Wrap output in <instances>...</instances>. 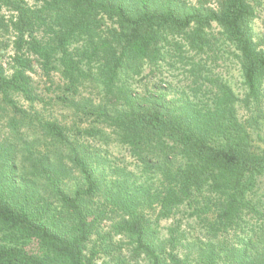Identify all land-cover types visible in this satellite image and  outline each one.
Wrapping results in <instances>:
<instances>
[{"label": "trees", "instance_id": "16d2710c", "mask_svg": "<svg viewBox=\"0 0 264 264\" xmlns=\"http://www.w3.org/2000/svg\"><path fill=\"white\" fill-rule=\"evenodd\" d=\"M3 10L11 126L40 129L66 153L31 155L27 167L13 145L0 148V264H130L125 251L146 264H264V35L254 30L264 0H0ZM229 49L242 97L214 72ZM37 75L55 98L40 97ZM19 98L74 109L77 121L31 115ZM98 136L125 148L145 180L80 141ZM182 208L192 238L177 224L162 239L161 222Z\"/></svg>", "mask_w": 264, "mask_h": 264}, {"label": "rangeland", "instance_id": "374dc122", "mask_svg": "<svg viewBox=\"0 0 264 264\" xmlns=\"http://www.w3.org/2000/svg\"><path fill=\"white\" fill-rule=\"evenodd\" d=\"M192 3H196V0H189ZM214 7V3L211 2L210 6ZM0 15L5 16L8 18L10 16V13L8 11L3 10ZM264 13L260 14L258 19L254 23V30L259 35H264L262 32H264ZM219 28L215 25L214 26V33L216 34L219 32ZM217 37L220 35L216 34ZM10 38V35L6 36V33L2 35V42H7L6 49L4 50L5 55L2 59L4 61V66L9 64L10 57L13 54L12 51V43ZM232 50L229 49V55L224 56L221 62H218L214 72L219 73L225 80L229 81L230 85L234 89L236 93L240 97L244 95V88H243V80L241 76V70L240 66L238 64V61L235 59V56L232 54ZM206 57V56H204ZM197 59H200L199 57H196ZM206 60V59H205ZM7 67V66H6ZM8 73L10 72V67H8ZM150 68L146 67L145 74L149 75ZM56 82L59 81V76L55 75ZM166 79H173V76H169L167 73L164 74ZM169 76V77H168ZM38 81V88L37 92L40 95V97L46 101H48L49 98H55L56 94L49 92L48 88L50 86V83H47L45 79L39 78V76H35ZM155 75L151 76L149 87L153 86V84L157 81V78H153ZM168 79L167 82H170ZM145 86H136L138 88V92L142 93L143 88ZM169 98H178L179 97V89L175 86L170 85L169 88H166V91H164ZM82 96L83 99H93V101L97 104L98 99L100 100V95H98V90H93L92 88H84L82 89ZM20 106L26 110L28 113H35V112H41L42 116L46 120H59L63 123L71 125L74 121H77V118L74 116V109L71 108H64L62 106H45L44 103L38 102L35 103L32 107L29 102H26L24 99L19 98ZM2 108V109H1ZM244 111L241 109L240 114L243 115ZM32 115V114H31ZM18 117V116H17ZM12 111L11 108L7 107V105L0 99V148L3 147V149L7 150L11 147V145L14 146L16 153V161L18 164L23 165L26 163L27 167L31 166L32 162H30V159L35 158V156L40 157V154L47 155L48 158H50L52 163L58 162L60 158V152L66 153V150H57L56 146L53 144V140L50 138H46L44 134L41 132L40 129H32L28 128L27 126H24L21 128L19 133H15L14 128L11 126L12 121L17 118ZM18 119V118H17ZM19 121V120H18ZM84 122L81 123V126L86 128L89 125V121L83 120ZM79 122V120H78ZM110 134L111 132L108 131ZM111 135V134H110ZM109 140L108 138H102V137H96V138H81V143L85 145H89L92 155L94 157H97L100 153L103 154L104 157H107L108 160L112 163L111 165L117 169L118 168H124L127 167L128 171L132 173H136L139 177V181L143 182L145 180L144 177L141 176L140 172L135 167V162L130 157L129 153L126 151L125 148L121 147L116 143L114 138L112 136ZM2 149V148H1ZM2 149V150H3ZM100 150V151H99ZM104 151V152H103ZM5 153L3 152V155ZM32 155V156H31ZM40 159V158H38ZM37 159V160H38ZM99 159V158H98ZM2 160H4L2 158ZM64 162L67 164L68 159L65 158ZM31 171V170H30ZM21 172V171H20ZM79 175L77 172L73 173V175H70V178L66 179L67 184L70 188H75V185L78 182ZM111 177H115L114 175H111ZM189 211L186 208H182L178 213H176L171 219L164 220L161 222V226L159 228V233L162 239L166 238L169 235V229L172 226L175 225H181L180 232H186L187 238H192L190 225L193 223L192 219L189 218ZM190 220V221H189ZM189 241H192L191 239ZM189 242H185V244H188ZM125 258L130 262V264H146L147 261L144 259H138V260H131L127 254V251L124 252ZM106 261H109V259L106 258ZM111 264H115L113 261H111Z\"/></svg>", "mask_w": 264, "mask_h": 264}]
</instances>
